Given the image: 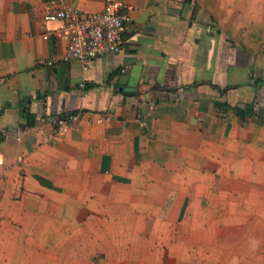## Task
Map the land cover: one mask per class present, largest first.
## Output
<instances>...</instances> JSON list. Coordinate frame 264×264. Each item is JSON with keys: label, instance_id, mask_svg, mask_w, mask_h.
<instances>
[{"label": "crops", "instance_id": "0c3cea01", "mask_svg": "<svg viewBox=\"0 0 264 264\" xmlns=\"http://www.w3.org/2000/svg\"><path fill=\"white\" fill-rule=\"evenodd\" d=\"M124 1L84 69L106 0H0V264H264V0Z\"/></svg>", "mask_w": 264, "mask_h": 264}, {"label": "built area", "instance_id": "2783aa9c", "mask_svg": "<svg viewBox=\"0 0 264 264\" xmlns=\"http://www.w3.org/2000/svg\"><path fill=\"white\" fill-rule=\"evenodd\" d=\"M127 9L124 0H106L103 10L92 13H84L72 3H66L57 11L46 13L43 21L65 22L64 27L58 31L67 41L64 60L79 61L84 69H88L91 62L103 54L123 50L131 22ZM81 86L85 84L81 83ZM82 114V111H75L56 116L53 125L59 133L65 134Z\"/></svg>", "mask_w": 264, "mask_h": 264}, {"label": "trees", "instance_id": "16d2710c", "mask_svg": "<svg viewBox=\"0 0 264 264\" xmlns=\"http://www.w3.org/2000/svg\"><path fill=\"white\" fill-rule=\"evenodd\" d=\"M63 115V114H62Z\"/></svg>", "mask_w": 264, "mask_h": 264}]
</instances>
